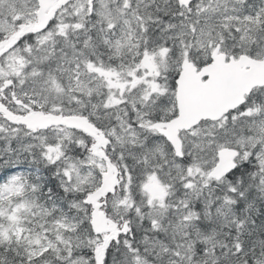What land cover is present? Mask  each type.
<instances>
[{"label":"snow or ice","instance_id":"obj_1","mask_svg":"<svg viewBox=\"0 0 264 264\" xmlns=\"http://www.w3.org/2000/svg\"><path fill=\"white\" fill-rule=\"evenodd\" d=\"M0 264H264V0H0Z\"/></svg>","mask_w":264,"mask_h":264}]
</instances>
